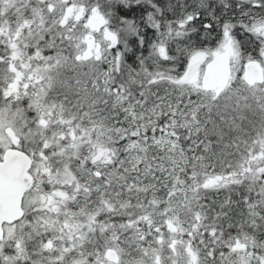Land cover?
I'll return each mask as SVG.
<instances>
[{"label": "snow or ice", "instance_id": "snow-or-ice-1", "mask_svg": "<svg viewBox=\"0 0 264 264\" xmlns=\"http://www.w3.org/2000/svg\"><path fill=\"white\" fill-rule=\"evenodd\" d=\"M0 264H264V0H0Z\"/></svg>", "mask_w": 264, "mask_h": 264}]
</instances>
